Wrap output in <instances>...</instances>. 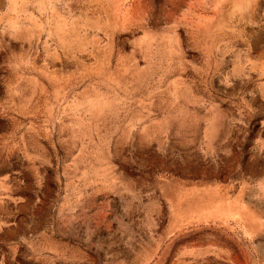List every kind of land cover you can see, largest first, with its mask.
Instances as JSON below:
<instances>
[{"label":"rangeland","instance_id":"374dc122","mask_svg":"<svg viewBox=\"0 0 264 264\" xmlns=\"http://www.w3.org/2000/svg\"><path fill=\"white\" fill-rule=\"evenodd\" d=\"M0 264H264V0H0Z\"/></svg>","mask_w":264,"mask_h":264}]
</instances>
